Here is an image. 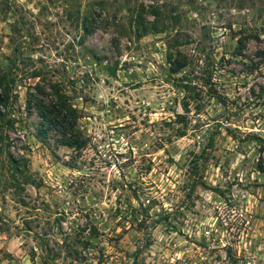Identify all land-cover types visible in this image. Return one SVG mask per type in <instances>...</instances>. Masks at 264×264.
<instances>
[{
  "label": "rangeland",
  "instance_id": "rangeland-1",
  "mask_svg": "<svg viewBox=\"0 0 264 264\" xmlns=\"http://www.w3.org/2000/svg\"><path fill=\"white\" fill-rule=\"evenodd\" d=\"M263 26L264 0H0L20 103L59 82L88 137L42 142L23 113L24 191L0 156V264H264ZM68 233L89 242L78 260Z\"/></svg>",
  "mask_w": 264,
  "mask_h": 264
},
{
  "label": "trees",
  "instance_id": "trees-1",
  "mask_svg": "<svg viewBox=\"0 0 264 264\" xmlns=\"http://www.w3.org/2000/svg\"><path fill=\"white\" fill-rule=\"evenodd\" d=\"M89 19V16L85 17V24ZM262 31L264 37V26ZM253 37L260 39L257 34L239 38L237 53L242 54L241 51L247 38ZM13 50L17 60L10 59V67L5 69L0 67V156L5 157L6 168L4 170L9 173L4 175V187L24 191V184L27 183L24 179L28 178L30 172L29 157L27 155L30 146L26 135L18 127L24 120V114L38 117L35 124L36 137L42 142L53 138L58 146H67L81 152L88 144V137L85 136L78 125L79 109L71 102L59 82L44 79L36 84L29 85L24 106L20 103L21 97L18 91L20 81H18L16 71H21L18 59L21 61L23 56L20 46L15 44ZM259 54L264 59V50ZM173 56L174 54L170 55V62L174 71H178L187 65L182 53ZM32 75L34 77L42 76L41 72L37 70H34ZM1 161L2 159H0ZM2 167L4 166L2 165ZM258 170L264 174V159L262 157L258 161ZM17 176L20 177V180ZM198 184L199 182H195L193 187L195 188ZM21 200L27 205L24 198H21ZM74 233H76L75 230ZM80 235L73 236L68 233L62 243V248L66 249L67 255L76 260L82 255L80 247L85 251V247L87 244L89 245L88 241L78 238ZM80 243L85 245L81 246Z\"/></svg>",
  "mask_w": 264,
  "mask_h": 264
}]
</instances>
